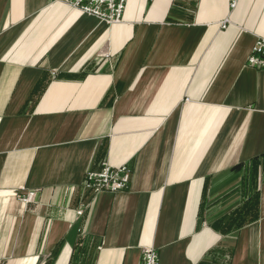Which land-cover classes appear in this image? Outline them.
Wrapping results in <instances>:
<instances>
[{
  "label": "crops",
  "instance_id": "0c3cea01",
  "mask_svg": "<svg viewBox=\"0 0 264 264\" xmlns=\"http://www.w3.org/2000/svg\"><path fill=\"white\" fill-rule=\"evenodd\" d=\"M231 1L127 0L107 24L0 0V264H140L146 247L264 264V69L246 63L264 0ZM105 161L129 186L93 197ZM255 193L257 217L225 226Z\"/></svg>",
  "mask_w": 264,
  "mask_h": 264
},
{
  "label": "built area",
  "instance_id": "2783aa9c",
  "mask_svg": "<svg viewBox=\"0 0 264 264\" xmlns=\"http://www.w3.org/2000/svg\"><path fill=\"white\" fill-rule=\"evenodd\" d=\"M69 7L81 10L83 13L96 17L99 20L110 24L118 22L124 12L127 0H58ZM235 0L230 5L234 6ZM229 19L221 22V27L225 28ZM246 63L256 69H264V38H258L251 46L250 53L246 58ZM131 170L126 165L112 166L108 162H103L99 170H88L82 181V186L88 190L93 197L102 191L115 192L128 188ZM35 191L27 190L19 198L27 203L34 199ZM82 204L76 211L82 214L86 208ZM140 264H160L157 251L154 247H146L141 251Z\"/></svg>",
  "mask_w": 264,
  "mask_h": 264
},
{
  "label": "trees",
  "instance_id": "16d2710c",
  "mask_svg": "<svg viewBox=\"0 0 264 264\" xmlns=\"http://www.w3.org/2000/svg\"><path fill=\"white\" fill-rule=\"evenodd\" d=\"M258 202L259 196L255 193L240 207L234 210V212L226 219L225 226L229 229H235L254 220L258 215L256 211Z\"/></svg>",
  "mask_w": 264,
  "mask_h": 264
}]
</instances>
